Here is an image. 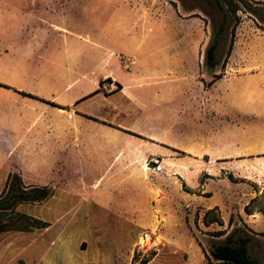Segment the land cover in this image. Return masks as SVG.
<instances>
[{"label":"rangeland","instance_id":"1","mask_svg":"<svg viewBox=\"0 0 264 264\" xmlns=\"http://www.w3.org/2000/svg\"><path fill=\"white\" fill-rule=\"evenodd\" d=\"M65 1L0 0V84L62 102L82 94L62 110L30 105L29 114L0 95V126L28 124L36 136L41 120L47 167L13 174L51 192L47 206L16 205L54 222L33 230L47 235L37 244L61 241L62 264H224L211 247L237 230L233 240L250 236L248 254L264 264V0H219L226 15L215 0H129L151 7L152 26H134V15L104 33L94 26L98 45L75 63L66 48L40 50L35 37L40 4L65 11ZM80 2L71 17L85 22ZM102 4L94 0V21L116 11ZM222 25L210 69L205 51ZM29 148L36 166L37 145ZM7 192L6 182L0 200ZM213 204H227L231 229L207 228L221 222L218 208L205 216ZM16 219L0 211V224Z\"/></svg>","mask_w":264,"mask_h":264},{"label":"crops","instance_id":"2","mask_svg":"<svg viewBox=\"0 0 264 264\" xmlns=\"http://www.w3.org/2000/svg\"><path fill=\"white\" fill-rule=\"evenodd\" d=\"M10 1V0H3ZM32 1H41V0H32ZM77 0H66V10H48L46 2L40 4V9L37 12L36 22H37V34L36 41L39 49L47 50L54 47H63L67 49L69 63H75L76 57H80L81 55L87 56V53L92 51V48H95L98 40L95 41L93 39V32L95 31L94 26H96V30L104 33V31L108 30L111 25L117 24L121 25L126 22V17L130 15H134L137 20L133 21L134 26H143L151 27V22L148 20V16L152 15L151 7L147 8L142 7V3L138 6L131 8V5L128 4L129 0H102L103 9H108L109 7L115 8L116 10L113 13L112 19H110V15H106L105 21L102 22L94 21L95 19V9L100 8L99 6H94V0H80L79 10L86 14L85 22L77 21L76 18L71 17V12L73 10L74 4L73 2ZM37 5V4H36ZM73 5V6H72ZM132 10V11H130ZM73 16V15H72ZM144 18V21H143ZM104 19V18H103ZM131 22V21H130ZM34 27V26H33ZM88 29L90 32V36L88 35ZM13 37L8 38L7 40H15L16 33H12ZM28 38H33L32 33L28 34ZM27 38V34L22 35V40ZM32 40V39H30ZM39 57L41 61H46L44 53L39 51ZM42 58V59H41ZM65 62V61H64ZM63 62V63H64ZM74 67V66H73ZM72 71L73 68H72ZM107 77V76H106ZM119 81V80H118ZM76 82V81H75ZM74 82V83H75ZM115 84V83H114ZM76 85V84H75ZM72 87V86H71ZM72 87L71 90H73ZM21 92L29 93L38 98H42L44 100H48L63 106L65 108L75 105V101L82 96L80 93H75L69 98L67 97L65 101L57 100V98L52 97L48 98L46 96H42L41 94H34L33 91H21L15 90L13 88H0V95L11 97V101H16L20 103L21 106L18 109H21V113L29 114V106L37 108L38 111L41 110V105L46 104L41 100H37L34 98H30L21 94ZM49 105V104H48ZM52 108L54 106L50 105ZM58 110H62L61 108L54 107ZM8 125V124H7ZM23 125V124H22ZM21 124L17 126L7 127L5 125L0 126L2 130L0 132V192L4 188V184L7 182L9 176L17 173L18 176L24 178L33 173L27 172L30 168L35 170L37 173H41V166L47 167L46 163L41 164V159L44 156L41 154V120H39L37 124V133L36 136L34 133L28 132V124H26L25 129ZM14 129L18 130L14 132ZM37 145V164L36 166H31L30 160L32 159L30 154V145ZM14 150H17L15 152ZM56 155L51 154L49 158L46 160L47 163L51 161H55ZM31 170V169H30ZM43 187V186H42ZM51 198V197H50ZM49 201V198L45 201L41 202V207L46 205ZM23 207V206H22ZM17 210L21 213H25L26 215H30L34 217L31 210H25L23 207ZM214 207L218 208L221 212V222L218 224L217 222H213L207 226V228L213 227V225H217L218 229H214L215 231H225L228 227L231 229L232 225L229 224V208L227 204L225 205H217L213 204L205 209L208 211L209 209H213ZM228 215V216H225ZM241 215V214H240ZM253 216L252 214H245V216H241L243 222L250 227V229H254L253 221L254 218H248ZM45 222L49 227V224H53L54 222H48L47 220H41ZM223 226V228H221ZM225 226V227H224ZM44 228V229H46ZM42 230V229H41ZM40 234V235H39ZM36 234L33 231L27 232H5L0 234V238L4 241L3 244H0V264H62L63 256H62V244L59 243L55 245L49 244V238L41 243V246L37 244V237H46L45 232H41ZM229 231H227L223 235H228ZM222 237V236H221ZM52 240V239H51ZM57 239L54 238V241ZM65 264L69 263V260L64 258Z\"/></svg>","mask_w":264,"mask_h":264},{"label":"trees","instance_id":"3","mask_svg":"<svg viewBox=\"0 0 264 264\" xmlns=\"http://www.w3.org/2000/svg\"><path fill=\"white\" fill-rule=\"evenodd\" d=\"M229 1H231L229 2L230 4H233L232 0ZM215 4L218 10L222 11L224 15H226L225 7L221 5L220 1L215 0ZM234 5L235 7H237L236 4ZM235 10H237V8H231L232 13H235ZM222 32L223 25L215 32L213 41L205 51V65L210 69H214L216 67V48L219 43L218 36ZM0 86L3 88H9L2 84H0ZM21 94L30 98L41 100L42 102H45L46 104L52 105L54 107L64 109L63 106H60L48 100H44L42 98H38L37 96H34L32 94L25 92H21ZM7 190L8 192L5 198L0 200V211L10 212L12 213V215L17 216L18 219H16L13 223L7 226L1 223L0 234L5 232H27L33 230H41L48 226L45 222H42L40 219L27 215H20L16 210V205L19 203H40L48 199L51 194L48 188L23 187L21 185V180L19 179V177L12 175L9 176L7 179ZM2 197L3 195L1 193L0 199ZM213 210H217V208L214 207L213 209L208 210L205 216ZM213 222L217 221H212V223ZM236 233L237 230H233L229 234V236L226 237L224 243L213 245L210 250V257L213 260L224 264H258L248 254L247 245L250 241V236H238L235 240H233V237L237 235ZM149 261L150 259H142L139 264H147Z\"/></svg>","mask_w":264,"mask_h":264}]
</instances>
